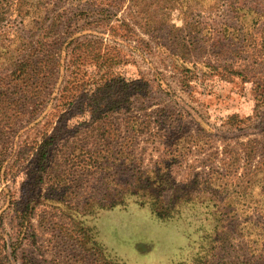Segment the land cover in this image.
Listing matches in <instances>:
<instances>
[{
    "label": "rangeland",
    "instance_id": "1",
    "mask_svg": "<svg viewBox=\"0 0 264 264\" xmlns=\"http://www.w3.org/2000/svg\"><path fill=\"white\" fill-rule=\"evenodd\" d=\"M70 37L113 51L64 105ZM0 264H264V0H0Z\"/></svg>",
    "mask_w": 264,
    "mask_h": 264
},
{
    "label": "trees",
    "instance_id": "2",
    "mask_svg": "<svg viewBox=\"0 0 264 264\" xmlns=\"http://www.w3.org/2000/svg\"><path fill=\"white\" fill-rule=\"evenodd\" d=\"M59 18H56L54 21L53 25H50L48 27H39V29H41V37L39 39V41L36 42L37 47L33 46V50L31 53L32 59L28 60L29 63L27 64V69L24 71L23 69H19L20 67H16L15 69V74L17 72H19L20 74H25L26 76H28L29 78L35 79L37 77H51L57 70L58 67L61 66L60 63H58L59 59H56L57 55L53 53H49L46 52V45L44 40L47 39L48 37H50L51 34L54 33L55 29H56V25L59 23ZM56 22V23H55ZM127 23L123 21V24L121 23V25L118 27L119 32L123 33L121 36L118 35L116 33L117 29L115 26L113 25H99L100 27L104 26L103 28H105L106 32L109 33V36L115 40V41H122L123 42V37L125 36V38L127 40H131V34L133 33V30L131 29L130 25H126ZM97 25V24H96ZM93 32L100 34L103 33H99L96 30H93ZM104 35V34H103ZM73 37H70V43L68 44L70 51V63H69V74H68V80L66 82V85L64 86L63 90H62V96L59 99L61 104L64 105H69V104H73L75 99H78L80 97V95L82 94L83 90L86 89V85H85V80L83 78H81L80 76V67L81 66V62L85 63L88 62L89 64H93V66H95L96 68L101 70V73L104 72L102 74L101 77H105L107 75L105 66H107L108 63L112 62V59L110 57H107L108 55H112V51L113 49L108 46V48L101 49L99 47H94V44L92 42H89L88 45H83L82 43H78L76 40L72 39ZM72 39V40H71ZM76 42V43H75ZM140 43L143 41H139ZM132 49H134V51H138L140 52L141 49L137 46H133L131 47ZM47 53V54H45ZM41 54L43 57L41 59H36L37 55ZM115 57V56H114ZM40 58V57H39ZM38 60V61H34ZM82 63V64H83ZM103 69V71H102ZM76 71V72H75ZM99 74V73H98ZM97 74V75H98ZM113 79H110L109 81H111ZM127 83H125L124 85H126ZM108 83H104L102 85H100L99 87H107ZM99 90V89H98ZM85 92V91H84ZM104 100V98H96L95 101H91L89 103V113H91L92 117L95 118V116H97V112L99 109V106L102 107L103 103L102 101ZM102 104H101V103ZM100 119V118H99ZM102 120V119H100ZM93 127L90 130V134L92 135V137L94 136V138H103L102 136L106 133V131H104V128L109 124V122H99V121H95L92 122ZM98 131L96 133H94L95 131ZM118 131V130H117ZM101 133V135H100ZM59 139L57 132H54L53 135L51 136H47L43 139L42 144L40 146L41 150V154H40V161L42 163V161L46 160L49 153H50V145H52V143L56 140ZM258 147L257 146H253L254 149H256ZM102 152H108L105 149H95V151L92 153L93 154H98L100 155ZM107 155H111V152L106 153ZM113 156V155H112ZM124 153L122 152L121 157L122 160L124 159L123 162H120V159H116V161L120 162V164H124L125 160H127L126 157H124ZM121 160V161H122ZM118 164V165H120ZM112 171L117 170V166L116 164H112ZM41 168V166H40ZM118 172L115 171L114 175L115 177L118 176L117 174ZM40 180L43 179V177H41V175H39ZM129 195H133V196H138L137 193H134V191L132 189H130V193ZM139 197V196H138ZM124 202L123 201H112L109 205H111V207L117 206V205H123ZM156 214L161 217L162 219L164 218L162 214H160L159 212H156Z\"/></svg>",
    "mask_w": 264,
    "mask_h": 264
}]
</instances>
